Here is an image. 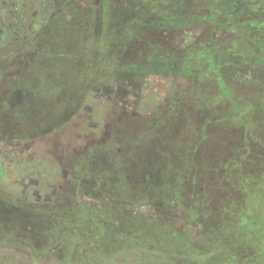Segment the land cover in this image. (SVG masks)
Listing matches in <instances>:
<instances>
[{"label": "rangeland", "instance_id": "rangeland-1", "mask_svg": "<svg viewBox=\"0 0 264 264\" xmlns=\"http://www.w3.org/2000/svg\"><path fill=\"white\" fill-rule=\"evenodd\" d=\"M87 10H78L73 21L54 18L37 57L42 59L29 66L43 79L33 87L39 92L35 102L5 107L10 127L19 121L29 125L0 129V264H264V87L253 88L257 82L242 77L250 74L248 64L264 69V26L256 20L262 16L264 22V0H105L99 15ZM5 19L0 2V25ZM221 25L234 38L214 35ZM148 26L169 37L172 30L196 26L205 32L206 45L177 52L162 37L159 42L146 37L141 47L137 35ZM98 29L104 38L94 50L89 33ZM6 52L0 45L3 82L13 74ZM110 61L117 66L111 68ZM14 62L15 75L26 73L22 61ZM235 65L243 73L228 70ZM164 71L186 80L166 82L155 75L139 82L150 98L127 107H157L170 85V100L180 92L182 101L202 108L207 128L186 125L179 137L175 125L159 115L110 122L112 137L103 149L116 158L94 167L106 188L96 175L76 186L74 161L85 152L93 127L81 114L69 116L90 86ZM99 98L95 93L89 105L109 104ZM203 115L186 114V123L190 118L198 124ZM22 154L32 179L24 199L23 172L17 173L16 161L8 164ZM90 155L78 157L80 174L93 169ZM45 185L36 200L34 189ZM53 188L51 200L43 201ZM107 196L124 206H111ZM160 201L180 209L176 223L164 220L170 214L165 218L163 212L160 219L146 216V203Z\"/></svg>", "mask_w": 264, "mask_h": 264}, {"label": "flooded vegetation", "instance_id": "flooded-vegetation-1", "mask_svg": "<svg viewBox=\"0 0 264 264\" xmlns=\"http://www.w3.org/2000/svg\"><path fill=\"white\" fill-rule=\"evenodd\" d=\"M88 1L90 0H0L2 5V10H5L6 12V19L5 22H3L0 25V45L5 44L6 45V56L4 59L9 61L10 63V70L13 74H10L9 76L13 78H9L8 80L0 81V109L1 111L5 112V115L8 114V111L5 107H17V106H25L28 104H32L36 100V95L39 92H36L33 90L34 86H40L43 83V79H41L39 74L35 75L31 69L29 68L30 64L32 62H35L38 59V56H41V52L45 47L47 46L46 40H47V29L48 27L52 26V22L54 21V18L59 17V19H66L69 21L74 20V15L77 13L78 10H84L88 9L90 13H96L99 15V13H102L103 3L105 0H91L90 4H88ZM111 0H109L110 2ZM113 1H119V0H113ZM90 9V10H89ZM71 12V13H70ZM87 13V12H86ZM260 12H258V15H261ZM262 16H259L261 18ZM259 21V20H258ZM263 21V20H262ZM153 27H146L145 33L142 32V29L140 31V35L138 36L140 38V44L141 47L144 46L141 41L142 39H146V37L150 38L152 41H158L162 37V43H168L170 44V37L169 35L166 36L165 33H158L153 30H150ZM46 33V34H45ZM89 38L93 40L94 37L91 33H89ZM161 34V36H160ZM197 35V33H191L188 34L184 39L185 41L183 44L190 45V44H197L198 47L205 46V43H199L200 37H195L194 35ZM216 35V34H215ZM165 37L168 40H164ZM2 40V41H1ZM164 40V41H163ZM159 42V41H158ZM127 44H124V51L125 46ZM15 56H22L20 59L14 58ZM2 59V58H1ZM3 60V59H2ZM14 61H22L26 73L15 75L14 69H15V62ZM116 62V61H115ZM261 66V67H260ZM258 66L257 68L255 66H252V64H249L248 67H250V74L245 75L242 74V76H246L248 80L254 84L255 81L257 82V85H252L251 87H255L258 90L262 89L261 84L264 85V69L262 65ZM258 71V72H256ZM155 75L162 76L160 80L163 81H170V73L167 71H164L162 73H155L151 72L146 75H140V74H132V78L127 79H120L114 77L112 81H106L107 83H102L96 85H91L90 88L87 91L86 96L81 101L80 105L77 106V109L73 112V114L70 115L71 119H75L77 117H74V115L82 114L83 111L87 113V121L89 122L90 127H93L91 130L93 132L86 134L87 139L86 147L89 145L90 142L94 141V137H96V134L98 137H103L104 134L108 133L107 130H109L110 122L120 123L121 122V116L123 114H132V115H139L140 117H147L149 116V111L153 107H136L133 106L127 107V104L130 103H139L141 98H150L148 96L149 91L148 89H144L145 87L138 86L139 82H147L149 80H152L151 78L155 77ZM225 76V74H224ZM227 76V75H226ZM136 78V79H135ZM34 79V80H33ZM35 83H34V82ZM136 81V82H134ZM133 82V83H131ZM34 83V84H33ZM115 84L113 89H109V92L113 93V101L121 102L123 104L122 107H118V109L107 107V106H86V101L88 98H90L92 91H94L96 88H98V92L100 93V86ZM132 84V85H128ZM136 84V85H135ZM35 88V87H34ZM36 93V94H35ZM163 96V104L170 101V85L165 86V91L162 92ZM116 96V97H115ZM132 97H135L136 99H132ZM153 97V95H152ZM151 97V98H152ZM112 98L110 95L108 96V99ZM158 98V97H157ZM107 103V102H106ZM157 104L158 107H160L163 104ZM130 108V109H128ZM144 110V111H142ZM141 111L146 116H143ZM6 120L8 122V116H6ZM9 123V122H8ZM9 128L10 125H9ZM94 136V137H93ZM11 137V136H10ZM12 138L8 142L12 144ZM21 139L16 140V144L18 145ZM24 155L22 154L18 158H15V156L10 157L8 160V164L14 163L16 161L18 172H23L21 176L20 184L22 185L21 191L19 195L23 196V199L28 197L25 193L26 189H28L29 184H31V175L29 173H25V161H24ZM23 162V164H21ZM12 172H16V170H13ZM63 173H66L65 170H63ZM76 177L74 184L76 186L81 185V178L79 180L77 179V175H74ZM65 177V176H64ZM29 179V183L25 184L24 180ZM37 184V181H34ZM48 185L47 183H44ZM43 184V185H44ZM43 186L42 188L34 189L33 194L36 195V200H40L41 194L39 189H47L48 186ZM61 187V184L58 185ZM56 188H53L51 194L44 193L43 195V201H49L51 200V196L54 194ZM26 200V199H25Z\"/></svg>", "mask_w": 264, "mask_h": 264}, {"label": "crops", "instance_id": "crops-1", "mask_svg": "<svg viewBox=\"0 0 264 264\" xmlns=\"http://www.w3.org/2000/svg\"><path fill=\"white\" fill-rule=\"evenodd\" d=\"M208 6V5H207ZM211 8L213 7V4L211 3L209 5ZM215 8V7H214ZM256 20L258 21V26L261 28L262 26H264V22L262 20H260L259 16H256ZM99 24V23H98ZM191 33H197V36L200 37L199 38V43H204V35L205 32L200 30L198 27L196 26H193V28H182V29H177V30H172L170 31V46H172L174 48V51H177V52H183L186 50V48L188 47L187 45L183 44V42L185 41V37L188 35V34H191ZM217 35L219 36L221 39H231V38H234V35L231 34V31L228 30V27H225V26H220L219 28H217V32L214 33V35ZM90 35V34H89ZM93 37H94V50H96L98 48L97 44L98 42H101V39L104 38L102 32H100V30L98 29L95 33L92 34ZM140 34H138L137 36H139ZM248 35V34H246ZM251 37V35H249ZM248 36V39H250V37ZM114 42L117 41V38L115 37V35H112V38H111ZM240 39V38H239ZM178 40L179 42L181 40H183L181 42V44L176 41ZM97 46V47H96ZM123 46V45H122ZM256 48V47H255ZM260 53V52H259ZM260 54H264V53H260ZM259 55V54H258ZM260 57H262V55H259ZM115 57V56H114ZM117 62L115 61H110V65H111V68H114V66H117L116 65ZM241 65V64H240ZM249 65V64H248ZM237 66V65H236ZM116 77V76H115ZM170 77L172 78H175L177 77L178 79H183V80H186V77L184 75H181V74H172L170 73ZM226 77V76H224ZM227 78V77H226ZM109 81H112V80H109ZM106 81H103L101 83H96V84H102ZM96 84H93V85H96ZM180 92H176V96L175 98H173L172 100L168 101V104L167 103H164L163 105H161L160 107H152L149 111V116L147 117H140L139 115H132V114H123L121 117L122 118H125L127 120H137V119H140V118H148L150 119L152 116H156V115H159L160 116V119L163 120V121H169L171 123H173L175 125V127L177 128V130H179L177 132V136L179 137H183L184 136V131H186V125H190L192 124L193 125V129H200L201 127L205 126L207 128V122L205 121L204 122V110L202 108H200L199 106H189L188 103H186L185 101H182L181 100V96L179 94ZM199 100H201V98H199ZM178 101H182V104L180 105H176L178 103ZM81 103V101H80ZM80 103H78V105H80ZM193 113H198V115H203V119L201 122H199L198 124L195 123V121L191 120L190 118H188L189 120V123H186V120H187V117H186V114H193ZM185 114V116L183 117V115ZM5 115V112L1 111L0 112V129H3V130H14L15 129H24V126L25 124L27 123H23L21 121H19L18 123L16 124H13V126H11V128H9V123L7 122L6 120V116ZM143 116H146L147 114L145 113H142ZM70 117V116H69ZM176 117H178L177 119L180 121H177L176 120ZM183 117V118H182ZM121 118V120H122ZM37 118L35 117H30V121L31 122H34ZM195 119V118H194ZM61 121V120H60ZM129 122H137V121H129ZM176 122V123H174ZM133 123V125H134ZM136 124V123H135ZM29 125V124H27ZM178 125V127H177ZM132 126V125H131ZM183 126V127H182ZM130 128V127H128ZM114 129V127H113ZM127 129V128H126ZM112 129L109 128V130H107L108 133L104 134L103 137H98V135L96 134V139H94L93 142H90L89 145L87 146L85 152H83L82 154H87V153H90L91 155L89 156L90 158V164H92V168L93 169H89V171H84L82 172V174H80V172L77 171V165H78V157L80 155L77 156L76 160L74 161V171L76 172L75 175H77L78 179L79 178H86L90 175H96L98 178L95 179L96 181H100L101 184H102V187L101 189H105L106 186H105V183L104 181H101V177H99V175L96 173V171L94 170V167L96 168H103L104 165V161H106L107 159H109L110 161H112V158H116V152L115 153H112V152H107L103 149V146L104 144H106L107 142H109L110 138L112 137ZM12 136V134H11ZM93 143H99L97 144V147H95L94 149H92V144ZM184 138H183V142L182 144H184ZM98 149V150H95V149ZM92 150L93 151V154H92ZM108 154H110L109 157H106ZM0 173H3V170L1 169L0 170ZM91 177V176H90ZM78 186H81V185H78ZM87 213H88V210H87Z\"/></svg>", "mask_w": 264, "mask_h": 264}, {"label": "trees", "instance_id": "trees-1", "mask_svg": "<svg viewBox=\"0 0 264 264\" xmlns=\"http://www.w3.org/2000/svg\"><path fill=\"white\" fill-rule=\"evenodd\" d=\"M228 70L230 71V70H232V71H237L238 73H240V72H242L243 73V71L241 70V67H239V66H232V67H229L228 68ZM250 72V71H249ZM256 72H258V71H256ZM241 73V74H242ZM244 74V73H243ZM208 77V76H207ZM242 77H245V76H242ZM203 78H205V77H203ZM209 79V78H208ZM207 78L205 79V80H208ZM201 80H203V79H201ZM201 80L199 81V82H201ZM211 81H210V79L208 80V83H206V84H209ZM115 84H108V85H105L104 87L103 86H100L99 88H100V93L101 94H99V92H98V88H96L94 91H92V93H91V96H90V98H88V101H87V103H86V106H90L89 105V102L90 101H92V98L95 96V93H97V95H99V99H97V100H101L102 98H104L105 99V102H107L108 101V103L109 104H107V105H103V106H107V107H112V108H115V109H118V107L117 106H119V101L117 100V102H114L113 101V97H114V95H113V93L111 92H109V89H113L115 86H114ZM264 85H263V83L261 84V87H263ZM261 90V89H260ZM111 96L112 98H110V99H108V96ZM116 97V96H115ZM95 102H96V104H94L93 106H95V107H97V106H101L99 103H98V101H96L95 100ZM83 117H84V119L85 120H87V113L85 112V111H83L82 112V114H81ZM0 170H1V168H0ZM107 198H108V200H110L109 202H110V204H111V206L112 205H114L115 203L116 204H118V206L119 205H121V206H124V202H122V201H116V200H113L111 197H108L107 196ZM186 196H182V198H179L180 200H186ZM178 199V198H177ZM147 205H146V216H150V217H156L157 219L159 218L158 217V215L159 214H161V212H163L164 214V217L165 218H169V216L167 215V214H170V218L169 219H164V220H167V221H171V222H173V223H176L177 222V219L180 217V215H179V212H180V209H178V208H176L175 206H173L172 208H169V206H168V204L167 203H165V202H162V201H160V202H150L149 204L148 203H146ZM120 206V207H121ZM135 209H137V208H133V210H135ZM139 209H140V207H139ZM174 209V210H173ZM170 210V211H169ZM172 210V211H171ZM182 212H183V210H181ZM148 213H152V214H148ZM166 214V215H165ZM137 215V214H136ZM139 215H142V214H139ZM155 215H157V216H155ZM160 219V218H159Z\"/></svg>", "mask_w": 264, "mask_h": 264}]
</instances>
